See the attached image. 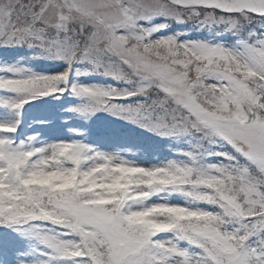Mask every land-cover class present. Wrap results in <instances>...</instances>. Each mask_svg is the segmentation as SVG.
Here are the masks:
<instances>
[{
	"label": "snow or ice",
	"instance_id": "obj_1",
	"mask_svg": "<svg viewBox=\"0 0 264 264\" xmlns=\"http://www.w3.org/2000/svg\"><path fill=\"white\" fill-rule=\"evenodd\" d=\"M171 23L234 42L182 41L163 34ZM0 47L65 66L0 67V264H264V0H0ZM74 64L126 87L69 85ZM65 93L80 117L107 112L187 147L142 163L18 142L24 106Z\"/></svg>",
	"mask_w": 264,
	"mask_h": 264
},
{
	"label": "rangeland",
	"instance_id": "obj_2",
	"mask_svg": "<svg viewBox=\"0 0 264 264\" xmlns=\"http://www.w3.org/2000/svg\"><path fill=\"white\" fill-rule=\"evenodd\" d=\"M161 20L154 21L160 23ZM180 35L182 41H222L226 44L233 43V38L224 36L218 37L214 32L201 31L194 24L171 23L163 34ZM15 65L29 70L32 73L50 74L62 71L64 65L61 62L44 58L39 49L27 47H0V67ZM87 69V65L74 64L72 74L68 79V84L86 85H112L117 88L126 87L118 84L114 80L105 77L103 74L92 72L89 75L82 73ZM77 71L81 74L77 75ZM90 71V70H89ZM137 98L124 101H116L121 106L134 105ZM84 101L74 98L68 93L61 97H47L37 99L31 104L25 105L22 113L21 124L16 136L23 140L25 135L39 134L36 146L55 142L56 140H77L87 144L102 152H119L124 158L142 163L154 162L156 159L171 157L172 153L178 149L187 147L184 141L179 143L167 139L156 137L136 125L124 119L116 118L107 112H97L90 118L80 117L69 111L80 106ZM9 118V114L0 109V121ZM47 122V123H41ZM78 133V134H77ZM113 134L123 137L120 144H109L104 142L105 134ZM42 229H47L50 225H41ZM29 244L36 249L32 253V259L39 262L41 246L38 241L31 240Z\"/></svg>",
	"mask_w": 264,
	"mask_h": 264
},
{
	"label": "flooded vegetation",
	"instance_id": "obj_3",
	"mask_svg": "<svg viewBox=\"0 0 264 264\" xmlns=\"http://www.w3.org/2000/svg\"><path fill=\"white\" fill-rule=\"evenodd\" d=\"M173 24V23H172ZM234 42V41H233Z\"/></svg>",
	"mask_w": 264,
	"mask_h": 264
}]
</instances>
